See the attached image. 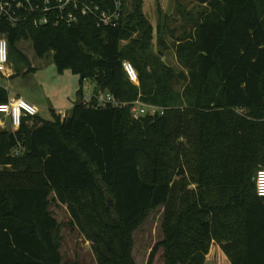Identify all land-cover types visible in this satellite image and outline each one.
Here are the masks:
<instances>
[{
	"label": "trees",
	"instance_id": "trees-1",
	"mask_svg": "<svg viewBox=\"0 0 264 264\" xmlns=\"http://www.w3.org/2000/svg\"><path fill=\"white\" fill-rule=\"evenodd\" d=\"M198 1L199 18L174 39L187 73L150 53L154 32L165 41L168 15L157 9L154 30L143 0H123L116 27L83 18L4 29L9 56L30 65L17 44L31 41L36 56L52 53L59 72L79 75L80 87L65 117L52 110L51 120L36 114L0 129V264H63L53 203L66 205L97 264H136L133 234L160 207L163 239L147 264L160 250L162 264H206L213 243L229 264H264L255 186L264 169V0ZM87 81L126 105H85ZM8 99L0 85V103ZM135 101L164 113L133 118Z\"/></svg>",
	"mask_w": 264,
	"mask_h": 264
},
{
	"label": "rangeland",
	"instance_id": "rangeland-1",
	"mask_svg": "<svg viewBox=\"0 0 264 264\" xmlns=\"http://www.w3.org/2000/svg\"><path fill=\"white\" fill-rule=\"evenodd\" d=\"M168 15V32L165 41L160 42L153 33L150 41V53L172 67L176 72L187 73V69L179 63L175 54V37L191 29L193 21L199 18L203 6L198 0H143L142 9L154 30L159 22L158 11ZM264 17V12H262ZM17 49L24 53L30 65L15 56H9L7 74L0 73V85L4 87L9 97H22L24 100L36 103L38 114L43 119L51 120L52 110L69 109L77 101V90L80 87V76L70 70L59 72L53 62L52 53L41 58L35 55L31 41H22ZM27 71V72H26ZM90 81L84 84V94L89 95ZM61 117L65 113L59 112ZM193 187V186H192ZM55 218L63 225L60 230L62 237L61 253L63 264H97L92 253L91 242L87 241L77 228L71 229L67 224L70 216L65 205L53 203L50 207ZM163 207L149 213L145 221L134 232V247L132 256L136 264H147L154 245L163 239L161 230ZM207 257L206 264H217L216 256ZM162 251H158L152 264H162ZM219 263H222L220 260Z\"/></svg>",
	"mask_w": 264,
	"mask_h": 264
},
{
	"label": "built area",
	"instance_id": "built-area-1",
	"mask_svg": "<svg viewBox=\"0 0 264 264\" xmlns=\"http://www.w3.org/2000/svg\"><path fill=\"white\" fill-rule=\"evenodd\" d=\"M125 15L123 0H0V73L7 74L9 61V43L5 30L23 25L41 26H77L83 18L92 19L97 27H116ZM5 29V30H4ZM122 67L128 79L138 84L139 74L133 64L124 60ZM85 105L113 106L126 105L109 92L85 94ZM38 108L22 97H9L0 103V129L17 130L24 117L38 114ZM133 118L156 116L164 113V108L135 101L131 108ZM64 117V116H63ZM18 152V150L16 151ZM256 193L264 197V169L255 175Z\"/></svg>",
	"mask_w": 264,
	"mask_h": 264
},
{
	"label": "crops",
	"instance_id": "crops-1",
	"mask_svg": "<svg viewBox=\"0 0 264 264\" xmlns=\"http://www.w3.org/2000/svg\"><path fill=\"white\" fill-rule=\"evenodd\" d=\"M90 83H92V82L90 81ZM94 88H95V85H94V83H92V85H91V90H90V94H89V95H91V94L94 92ZM32 104H34V105L37 107L36 103L33 102V100H32ZM72 107H73V106H72ZM72 107H71V108H72ZM71 108H70V109H71ZM70 109H69V110H70ZM55 111H56V110H55ZM56 112H57V113H59V112H61V113H65V115H67V113H68L69 111H65L64 109H59V110H57ZM58 204H60V203H58ZM61 205H63V204H61ZM65 206H66V205H65ZM211 252L213 253L212 256H214V255L216 256V258H217V264H229V261H228L226 255L224 254V252L222 251V249L220 248V246H219L218 244L213 243V244L211 245V247H210V251H209L207 257L211 254ZM207 259H208V258H206V261H207ZM220 260L222 261V263H219Z\"/></svg>",
	"mask_w": 264,
	"mask_h": 264
},
{
	"label": "water",
	"instance_id": "water-1",
	"mask_svg": "<svg viewBox=\"0 0 264 264\" xmlns=\"http://www.w3.org/2000/svg\"><path fill=\"white\" fill-rule=\"evenodd\" d=\"M111 204H112V200L109 199V200H108V205H111Z\"/></svg>",
	"mask_w": 264,
	"mask_h": 264
},
{
	"label": "bare ground",
	"instance_id": "bare-ground-1",
	"mask_svg": "<svg viewBox=\"0 0 264 264\" xmlns=\"http://www.w3.org/2000/svg\"><path fill=\"white\" fill-rule=\"evenodd\" d=\"M9 72L11 73V70Z\"/></svg>",
	"mask_w": 264,
	"mask_h": 264
}]
</instances>
